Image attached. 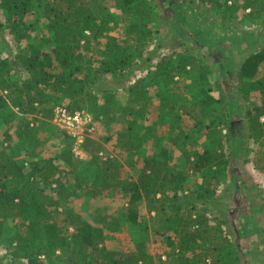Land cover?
Listing matches in <instances>:
<instances>
[{"label":"trees","instance_id":"trees-1","mask_svg":"<svg viewBox=\"0 0 264 264\" xmlns=\"http://www.w3.org/2000/svg\"><path fill=\"white\" fill-rule=\"evenodd\" d=\"M32 1L0 0V9L5 15V22H0L2 44L7 42L4 30L18 41L30 37L29 34L34 31ZM37 1L38 5L44 2L43 16L52 34L47 41L53 47L43 51L39 45L29 44L24 52L13 55V52L7 51V56L0 58V112L7 113L2 119L5 146L0 150V244L3 242L4 245V222L10 220L14 224V236L4 247L9 250L6 264H24L23 261L26 264H43L41 256L51 258L57 253L65 258V264H145L147 250L142 241L135 245L133 252H112L101 244L105 237L102 229L81 221L73 214L67 203L86 194L89 189L101 195L113 192L124 201V222L165 236L166 245L174 250L177 264H200V259L207 256L206 249L217 256L220 264H246L240 242L236 237L231 239L230 233L220 228L226 221L219 220L215 225L207 222V213H210L209 207L215 204V192L221 176L231 165L232 156L238 155V146L233 138H228L231 145L226 158L221 153L214 159L208 150L192 155L191 173L200 175V190L180 198L187 176L181 170L169 167V159L157 160L137 155L132 164L141 161L142 165L137 169L135 181L128 182L120 177L121 160L100 163L102 155L98 154L99 151L91 154V162L80 171L72 162L73 153L69 149L61 156L31 162L28 170L18 162L20 148L32 122L25 120L19 123L22 129L12 134L9 126L16 113L31 116L33 121H37L40 115L51 119L52 108L58 104L50 110L47 106L52 102L60 103L59 99L66 93L68 103H71L66 106L69 113L78 109L93 110L101 96L105 116L114 92L108 85L107 77L121 84L137 70L140 65L133 60L141 57L140 64L143 63V54L155 34V22L159 25L153 52L164 46L171 33L178 32L174 13L166 11L163 5L162 9L158 0H112L110 11L96 9L98 0ZM196 1L207 9L210 16L221 22L237 19L241 24L264 26V0L193 2ZM119 19L124 22L121 38L108 35L110 24ZM99 40L105 42L97 64L93 65L94 58L88 53L81 55L80 59L81 46L88 51L91 43ZM174 41L176 43H172ZM182 41L169 39L168 47L172 43V49L169 47L168 53L158 58L156 72L148 85L138 79L128 87V91L136 95L135 101L143 98L147 102L150 99L147 87H154L159 101H168L170 95L177 96L178 90L184 88L187 91L185 78L191 73L198 74L204 87L209 84L207 78L213 70L208 64V55L196 43L191 42L193 47H190L184 46ZM179 48L180 52H176ZM82 58L87 65L85 61V65H81ZM147 59L150 60V56ZM263 63L264 46L240 64L235 77L238 93L245 97L251 94L255 100L246 113L249 118L254 117L257 126L253 125L251 133L263 134L264 139V125L259 123L260 118L264 119V72L259 73ZM22 73L25 77H21ZM217 86L221 88L219 83ZM58 93L62 95L57 96ZM227 102L230 104L229 100ZM210 103L213 101L209 97L203 99L204 105L210 106ZM9 107L16 108V113ZM226 112L233 115L235 111L229 107ZM91 118L93 127L94 118ZM114 118L111 116L108 121L117 120ZM211 124H215V119ZM13 135L15 145L11 142ZM66 137L72 144V139ZM119 147L123 149L125 144L120 143ZM83 149L86 152L85 143ZM60 159L66 171L55 169L54 160ZM56 171L63 176H57ZM69 176H72L73 183H70ZM46 188L54 197L45 193ZM58 206H63L66 214L62 222L57 213ZM262 217L264 219V214ZM147 220L151 222V228ZM198 247L202 249L199 255H194L196 259L187 257L186 254L190 255Z\"/></svg>","mask_w":264,"mask_h":264},{"label":"rangeland","instance_id":"rangeland-1","mask_svg":"<svg viewBox=\"0 0 264 264\" xmlns=\"http://www.w3.org/2000/svg\"><path fill=\"white\" fill-rule=\"evenodd\" d=\"M158 1L162 9L170 10L175 15L178 32L171 33L168 41L178 38L183 40L184 46L190 47H193L191 42L196 43L204 50L205 55H208V64L213 70L207 78L209 84L204 87L198 74L191 73L185 78L187 91L184 88L178 90L176 97L170 95V100L161 102L158 100L154 87L151 89L147 87L150 99L147 102L143 98L135 101L136 95L129 92L128 87L138 79H142L148 85L156 72L155 64L158 58L168 53L169 47L172 49V43H176L174 41L168 47L170 42L166 41L161 49L153 52L154 42L158 36L156 30L159 25L155 22L153 25L155 34L143 54V63L140 64L141 57L133 60L135 64L140 65L137 70L133 71L121 84L115 80L113 82L110 76L107 77L109 87L114 89L108 113L104 116L102 112L104 104L101 96L97 99L98 104L93 110L78 109L94 118L93 131L84 141L86 158L76 159L73 155L72 160L69 155L70 159L76 164L77 171L89 165L91 154L95 151H99L98 154L102 155L100 163L119 159L121 160L120 177L126 182L135 181L138 176L137 169L141 167V161L135 165L132 164L137 159V155L141 158L169 159V167L181 170L187 176L185 186L179 195L180 198L200 190L202 182L200 175L191 173L192 155L208 150L214 159L221 153L226 158L231 145L228 138L235 139L238 155L232 156L231 165L227 166L228 168L221 176L220 184L215 192V204L209 207L210 213H207V222L209 225H215L219 223V220L224 219L226 223H222L220 228L225 232L228 231L231 239L236 237V240L240 242L245 252L246 264H264V219L262 217L264 214V139L263 134L251 133L250 129L253 125L256 126V123L254 117L249 118L246 113L255 100L251 94L245 97L238 93L235 77L240 64L250 54L264 46V26L254 23L241 24L237 19V21L232 19L227 23L221 22L210 16L207 9L199 2H193L194 0ZM112 2V0H98L96 9L106 8L110 11ZM43 3L38 5L37 0L32 1L34 31L29 34V38L18 41L4 30L7 42L6 44L0 42V58L6 57L7 51L13 52V55L19 51L24 52L29 44L39 45L43 51L53 47L47 41L52 34L46 27ZM119 20L110 24L108 35L121 38L124 22ZM0 22H5L2 9H0ZM104 42L105 40L92 42L88 51L81 46L80 59L81 55L88 53L94 58L93 65H96ZM180 50L179 48L176 52ZM149 56L151 59L146 60ZM80 61L84 66L85 59L82 58ZM263 72L264 63L261 64L259 73L263 74ZM21 77H25V74L22 73ZM218 83L221 88H218ZM60 95L62 94L58 93L57 96ZM64 95L65 97L59 99L60 103L52 102L47 109L50 110L55 104L70 105L68 95L66 93ZM208 97L213 101L210 106L203 104V99ZM229 107H233L235 111L233 115L226 112ZM9 110L17 111L13 107H9ZM6 114L5 111L0 112V150L5 146V128L2 119L6 117ZM111 116L117 120L108 121ZM32 119L31 116L26 117L16 113L9 126L11 133L15 134L14 131L22 129L20 124L25 120L33 123L32 127L28 126L26 132L29 134L25 135V141L17 159L26 170L33 161L61 156L64 151L72 150L69 139L50 123V119L41 115L37 117V121ZM214 119L215 124L212 125ZM259 123L264 125V119L260 118ZM15 139L13 135L11 142L13 143ZM120 143H124L125 148H120ZM64 156L68 157L66 153ZM54 165L57 171L67 170L61 159L54 160ZM56 175L63 176L58 172ZM68 178L70 183H73L72 176ZM46 189L45 193L54 197L50 190ZM88 191L67 204L81 221L103 230L105 237L101 244L106 249L118 253L133 252L135 245L142 241L147 250L145 264H177L174 261V250L172 251L166 245L165 236L155 234L150 230H143L142 227H133L124 222L122 210L124 201L117 198L113 192L101 195L96 194L94 190L89 189ZM57 213L62 222L66 215L63 206H58ZM147 225L149 228L152 227L148 220ZM13 226L10 220L4 222V245L3 242L0 244V264H6L9 250L4 247L5 243L10 242L14 236ZM72 231L73 229L70 230ZM201 249L198 247L190 255H186L192 260L196 259L193 257L199 255ZM210 253V250L206 249L207 256L200 259V264H220L217 256ZM40 259L43 264H65V258L59 256L58 253L51 258L41 256ZM23 263L26 264L25 261Z\"/></svg>","mask_w":264,"mask_h":264},{"label":"built area","instance_id":"built-area-1","mask_svg":"<svg viewBox=\"0 0 264 264\" xmlns=\"http://www.w3.org/2000/svg\"><path fill=\"white\" fill-rule=\"evenodd\" d=\"M50 123L72 139V153L77 159L86 158L83 144L87 135L93 131L92 118L88 113L84 111L69 113L66 106L58 104L52 108Z\"/></svg>","mask_w":264,"mask_h":264}]
</instances>
